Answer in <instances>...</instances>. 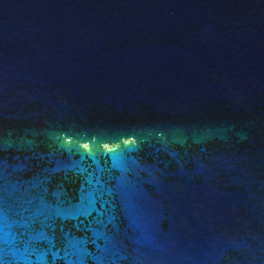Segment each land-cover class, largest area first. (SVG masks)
<instances>
[{
	"label": "water",
	"instance_id": "95a60500",
	"mask_svg": "<svg viewBox=\"0 0 264 264\" xmlns=\"http://www.w3.org/2000/svg\"><path fill=\"white\" fill-rule=\"evenodd\" d=\"M0 264H264V0H0Z\"/></svg>",
	"mask_w": 264,
	"mask_h": 264
}]
</instances>
